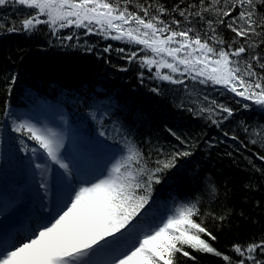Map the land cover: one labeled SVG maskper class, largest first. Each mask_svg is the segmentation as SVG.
I'll use <instances>...</instances> for the list:
<instances>
[{"label": "snow or ice", "instance_id": "snow-or-ice-1", "mask_svg": "<svg viewBox=\"0 0 264 264\" xmlns=\"http://www.w3.org/2000/svg\"><path fill=\"white\" fill-rule=\"evenodd\" d=\"M130 4L131 0H0V10L11 8L22 16L19 28L15 23H0V29L32 32L38 25H47L55 33L58 28L74 25L105 38L125 40L142 46L140 51L145 54L140 57L141 66L149 71L155 68L162 81L181 85L185 83L183 77L188 76L194 83L219 85L243 101L251 100L264 108V54L257 51L264 45V11L258 10V6L264 7V0H211L207 6L200 0L199 5L181 8L178 4L171 10L189 25V17H198V22L207 24L208 31L203 34L191 26L181 28L178 19H161L168 11L163 6L153 9L149 3L130 11ZM206 13L214 14V18H206ZM218 25L235 34L230 43L218 34ZM64 39L71 40L72 36ZM117 51L123 53L125 49ZM138 55L132 52L128 59L134 61ZM162 69L169 72L162 74ZM204 100L207 106L200 107L199 114L207 112V119L218 128L234 116L231 107L208 96ZM3 114L8 115L7 106ZM13 131H26L28 139L63 170V176L55 206L40 218L30 235L0 252V264H175L178 256L195 261L196 256L186 248L222 257L226 264H264L257 258L258 250L264 254V238L246 247L233 245L232 251L240 258L235 261L202 238L201 234L211 241L217 239L199 219L202 214L195 203L176 207L158 224L147 223L152 186L160 184L161 174L176 167L179 159L190 157V150L168 153L165 159L155 161V167H149L138 149L128 147L125 156L98 175L74 174L60 153V139L31 125L19 124ZM171 134L187 144L175 132ZM260 134L264 135V129ZM224 136L239 139L226 131ZM257 158L264 161V155ZM35 167L40 169L42 165L35 163ZM40 187L47 192V181L42 180Z\"/></svg>", "mask_w": 264, "mask_h": 264}, {"label": "trees", "instance_id": "trees-1", "mask_svg": "<svg viewBox=\"0 0 264 264\" xmlns=\"http://www.w3.org/2000/svg\"><path fill=\"white\" fill-rule=\"evenodd\" d=\"M149 3L153 9L163 6L168 10L161 19H178L181 28L191 26L201 34L208 31L207 24L198 22V17H189V25L178 12L171 11L178 4L181 8L199 5L200 0H131L129 10ZM210 3L205 0L206 6ZM258 10L264 11V7L258 6ZM16 14L21 12L0 10V23H15L19 28L22 17ZM205 15L214 18V14ZM217 32L229 43L235 36L224 25H218ZM67 36L72 39H64ZM141 47L88 33L84 28L55 33L47 25H38L32 32L8 33L0 29V156L5 154L8 137L15 147L11 162L16 170L20 168L22 147H30L23 134L12 131L7 117L14 107L40 101L65 106L71 124L84 126L90 132L106 129L110 123L108 135L121 139L127 149H138L149 167H155V161L165 159L168 153L190 150V157L179 159L176 167L161 174V183L152 186L147 220L153 221L167 204L176 208L195 203L202 214L199 219L217 237L211 241L201 234L202 238L238 260L233 245L246 247L264 238V161L257 158L264 155V135L260 134L264 129V108L251 100L243 101L219 85L194 83L188 76L183 77L185 83L181 85L162 81L155 68L149 71L147 66H141L140 57L145 54ZM105 48L110 50L105 52ZM119 48L125 52H118ZM257 51L264 54V45ZM132 52L139 53L134 61L128 59ZM153 88L158 91L153 92ZM205 96L234 109V116L219 128L211 124L207 112L199 114V108L207 106ZM100 104L110 116L104 124L95 121ZM6 106L7 116L3 114ZM169 130L187 144H181ZM225 131L239 139L225 137ZM24 135L28 136L26 131ZM3 164L0 161V167ZM186 250L196 260L178 256L175 264H226L222 257ZM257 258L264 260L259 250Z\"/></svg>", "mask_w": 264, "mask_h": 264}, {"label": "rangeland", "instance_id": "rangeland-1", "mask_svg": "<svg viewBox=\"0 0 264 264\" xmlns=\"http://www.w3.org/2000/svg\"><path fill=\"white\" fill-rule=\"evenodd\" d=\"M74 26V25H73ZM75 27V26H74ZM156 71V70H155ZM169 72L168 69H162L161 73L162 74H167ZM175 76V74H173ZM44 122L46 123V128H42L41 126H37V125H33L32 123H30L29 121H25V123L23 122V124L26 125H31L33 127H35L37 130H39L40 132H42L45 135L48 136H54L58 139H60L62 141V147L60 149V153L62 156H64L66 158V162H68L70 164V166H72V163H76L75 159H77V155L79 154L78 152L77 155L72 153V149L74 147V145L76 144V141H78L79 138H73L76 141L73 142V146H70V142L71 140L68 139V136L66 137L65 133L66 128L65 126H62L63 124L60 123L59 125L54 124V123H58V122H62V119H50L49 116L46 117V115H44ZM51 120V122H50ZM17 121V120H15ZM18 124H19V120H18ZM78 143V142H77ZM39 147V145H38ZM36 147L37 151L35 152L34 156H33V163L32 166L33 168L30 170V172L32 173V177L33 180L32 182L34 183V188L33 190L35 191L37 189V187H40V184L42 182V180L47 181L48 183V191L45 192L44 189H39L37 190V193L40 194L41 193V197H43V205L41 206V208H39V214L44 216L47 214L48 210H50L51 208H53L56 204V195L60 194V184H58V181L60 179V175H62L63 170L59 169V167L57 165H54L51 163L50 160H48V158L46 157V154L43 153V150ZM70 160H68L69 158ZM98 157V156H97ZM108 163V161H106ZM35 163H40L42 165V167L40 169H37L35 167ZM73 168V167H72ZM76 168V167H75ZM58 186V187H57ZM21 186H17V187H13V186H8L7 190L12 193L15 194L18 192V188H20ZM25 189V188H23ZM28 193V192H27ZM24 203V202H22ZM16 213H7V214H3L0 215V225L4 224L6 221L12 220L14 218ZM132 241H128V243H131Z\"/></svg>", "mask_w": 264, "mask_h": 264}]
</instances>
